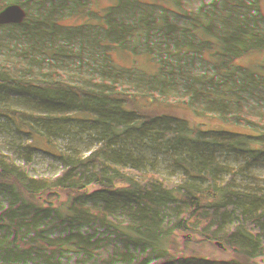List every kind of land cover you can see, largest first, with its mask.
<instances>
[{"label":"trees","instance_id":"1","mask_svg":"<svg viewBox=\"0 0 264 264\" xmlns=\"http://www.w3.org/2000/svg\"><path fill=\"white\" fill-rule=\"evenodd\" d=\"M205 236L264 264V0H0V264H225Z\"/></svg>","mask_w":264,"mask_h":264},{"label":"water","instance_id":"2","mask_svg":"<svg viewBox=\"0 0 264 264\" xmlns=\"http://www.w3.org/2000/svg\"><path fill=\"white\" fill-rule=\"evenodd\" d=\"M257 3L259 0H250ZM236 197L241 207H246L250 202H257L260 199V188L254 179L253 165L248 158H240L236 162ZM194 222L199 217L196 210L192 212Z\"/></svg>","mask_w":264,"mask_h":264},{"label":"rangeland","instance_id":"3","mask_svg":"<svg viewBox=\"0 0 264 264\" xmlns=\"http://www.w3.org/2000/svg\"><path fill=\"white\" fill-rule=\"evenodd\" d=\"M44 1V0H40ZM34 6L33 2H28L25 6L26 10L31 11ZM24 8V7H23ZM191 189L188 198V206L191 213L196 210L198 204V197L202 193V188L199 186L198 182L195 180L193 174H191ZM206 243L218 254L222 262L225 264H239L236 258L232 255L227 247L222 245L219 241L213 239L210 236L204 237Z\"/></svg>","mask_w":264,"mask_h":264},{"label":"bare ground","instance_id":"4","mask_svg":"<svg viewBox=\"0 0 264 264\" xmlns=\"http://www.w3.org/2000/svg\"><path fill=\"white\" fill-rule=\"evenodd\" d=\"M236 184V183H235Z\"/></svg>","mask_w":264,"mask_h":264}]
</instances>
